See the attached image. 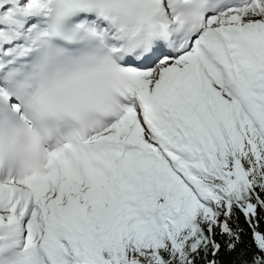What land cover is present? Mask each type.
Segmentation results:
<instances>
[{"label":"snow or ice","instance_id":"1","mask_svg":"<svg viewBox=\"0 0 264 264\" xmlns=\"http://www.w3.org/2000/svg\"><path fill=\"white\" fill-rule=\"evenodd\" d=\"M0 264H264V0H0Z\"/></svg>","mask_w":264,"mask_h":264},{"label":"clouds","instance_id":"2","mask_svg":"<svg viewBox=\"0 0 264 264\" xmlns=\"http://www.w3.org/2000/svg\"><path fill=\"white\" fill-rule=\"evenodd\" d=\"M17 145V160L21 165L38 164L40 162V150L34 147L29 138H17Z\"/></svg>","mask_w":264,"mask_h":264}]
</instances>
